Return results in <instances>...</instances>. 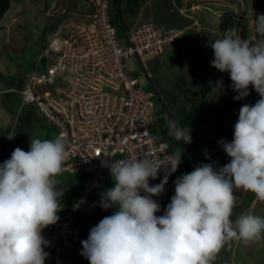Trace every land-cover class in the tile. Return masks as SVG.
Here are the masks:
<instances>
[{"label": "clouds", "instance_id": "1", "mask_svg": "<svg viewBox=\"0 0 264 264\" xmlns=\"http://www.w3.org/2000/svg\"><path fill=\"white\" fill-rule=\"evenodd\" d=\"M117 3L116 11L120 10ZM156 25L179 31V35L184 33ZM254 28L255 40L226 33L223 39L211 44V65L230 74L231 87L238 93L234 99L247 97L249 86L260 97L254 105L240 108L232 141H219L230 162L218 169L202 163L176 180L174 177L175 194L170 196L164 214L157 216L161 206L153 197L164 192L171 173L177 174L182 151L172 154L164 165L163 180L154 186L149 185V179L158 177L161 164L146 155L103 161L111 173L106 177L111 175L115 185L101 194L99 205L105 210H117L93 226L87 239L81 241L80 255L89 264H211L216 254L232 241L264 239V218L244 213L234 221L231 219L235 190L250 191L257 202L264 203V14L254 19ZM149 73L146 76L152 80L150 69ZM150 94L152 99L154 95ZM152 102L156 106L153 99ZM26 106H32L45 118L36 105L25 104L19 115L15 113L7 123V147L14 141V133L9 136L12 124L16 117L20 120ZM190 132V128L169 121V135L177 141L190 144ZM66 157L64 137L57 135L53 139L30 138L27 152L17 147L9 159L0 163V264H45L49 253L44 249L49 242L42 230L59 220L57 213L64 191L57 190L55 177L62 173ZM103 180L89 190L85 203L79 202L80 196L74 205L79 203L76 215ZM86 188L87 185L82 193ZM83 236L81 233L80 240Z\"/></svg>", "mask_w": 264, "mask_h": 264}, {"label": "built area", "instance_id": "2", "mask_svg": "<svg viewBox=\"0 0 264 264\" xmlns=\"http://www.w3.org/2000/svg\"><path fill=\"white\" fill-rule=\"evenodd\" d=\"M112 2L96 0L92 12H61L49 27L44 45L33 63L22 94L18 115L25 104L33 103L65 140L67 157L63 170L86 176L87 193L111 174L103 161L146 155L161 164L156 179L161 183L165 164L172 156L168 143L153 134L158 107L139 79L131 75L127 62L135 59L148 75L153 59L169 50L180 32L162 29L150 21L133 22L123 33L116 27L117 13ZM54 15V14H53ZM34 85H44L43 93ZM17 117L9 136L12 137ZM176 171L168 177L165 190L153 199L164 203L175 188ZM144 194L143 192L141 193ZM79 204V203H78ZM78 204L58 211L59 220L42 231L56 264H66L81 233L76 226ZM47 233V234H46Z\"/></svg>", "mask_w": 264, "mask_h": 264}, {"label": "rangeland", "instance_id": "3", "mask_svg": "<svg viewBox=\"0 0 264 264\" xmlns=\"http://www.w3.org/2000/svg\"><path fill=\"white\" fill-rule=\"evenodd\" d=\"M108 1L112 2L115 6L116 1L118 0ZM169 1L173 2V0ZM53 2L54 0H11L10 9L2 18V22L0 21L1 25L4 27V31L0 32L2 35L0 36V63L3 65L2 75L5 76V79H1V81L4 83L7 82L8 78L9 80H21L24 73L31 72L32 64L37 56V51L42 48L47 36L49 27L48 12L53 9ZM182 4L181 7L183 9L180 6H177V8L184 11L179 12L176 9V15L181 17V15H179V13H181L185 18L187 17V19L190 17L189 21L184 19L186 21L185 24L188 23L189 30H187L184 35H179L178 40L171 44L173 48L167 50V55H169L168 60L174 61L175 66L172 67L171 64H169V61H166L165 58L163 59V55L159 56L156 59V62H162L163 66L158 81L152 66H150V70L153 79L150 80L135 59H130L127 62L129 67L132 68L131 75L139 79V82L145 91L154 95L152 99L159 108L158 111H161L164 121L157 120L152 126L156 131L154 136L157 138L161 134L159 130L160 123L162 122L165 124L168 122V117L165 115L164 107L157 96L158 93L156 89H160L162 97L169 104H171L170 100L173 102L175 101L173 107H178L179 105L184 106L185 96L191 98L200 97V101H202V105L199 101V105H201L200 116L203 121L200 127L201 132H209L204 135V138L215 134L213 132L218 128L215 116L221 109L220 113L225 111L224 108L226 107V101L230 99V97L232 101L238 102V100L234 99L235 95H238V93L234 90V95H232L233 88L231 87L232 81L230 75L216 70V68L211 65V61L214 59V51L211 44L217 39H223L226 33L233 36L240 35L242 39L248 37L255 40L257 35L254 28V19L259 14H264V0H182ZM123 5V2L118 4V9L121 11L116 21V27L122 33L123 27H130L129 22L135 15V12H124L122 9ZM80 8L81 10L85 8V5L81 4V1ZM158 14L161 16L164 13L161 14L159 12ZM179 22H181L180 19ZM187 41H189L188 48L184 47V44ZM21 52L22 57H26L21 59L20 64L23 65L24 68L20 70L19 67H17V59L21 57L16 56ZM148 59L149 61L155 60L153 57H148ZM18 69L20 72L17 73L16 70ZM23 70L26 72H23ZM25 80L28 81L29 76H26ZM220 81L223 82L222 85L219 84ZM47 88L48 87L44 85H34L33 89L34 91H41L40 93H43ZM203 95H205V99ZM11 96L12 99L6 101L8 108L4 111L2 110L4 114L0 117L2 120L0 124L1 130H5L10 115L13 116L17 113L21 104V97L17 93L12 92ZM259 99L260 98H255L253 103L255 104ZM240 108L241 107L238 104H235L233 113L226 116L222 121L223 134L218 137L215 135L216 138L213 139V142H215L214 144L217 146L220 144L219 141H232L234 137V125L238 121ZM27 110L28 107L24 109L23 114L27 113ZM39 114V119L37 121L40 123L35 126L34 131L27 137L29 144L30 138L44 140L53 139L58 135L57 129L46 121L40 112ZM2 146H4V142L0 140V148ZM12 152L13 150L10 147L8 152L5 149V151L0 154V163L9 159ZM194 155L199 158L198 151L197 153H194ZM192 158L193 156L190 154L187 160L190 161ZM223 158H225V161H222L224 163L221 167H223L225 163H229L231 159L226 153ZM220 160L221 159H219V162H217L218 164L215 165L214 168L218 169V167H220ZM195 167H197L196 164L195 166L191 165V170L187 168L186 173L191 172ZM183 174L185 173L180 172L177 174L175 180ZM73 177L74 176L62 171V173L55 177V180L58 184L61 181L66 182L69 179H73ZM114 185L115 181L113 177L109 175L101 182V184L94 188V192L88 197L89 204L86 206L88 207L87 209H89V212H92V210L98 207L102 208L99 205L101 194L107 189L114 187ZM174 194L175 189L171 196ZM234 196L236 198V204L232 210L231 219L233 221L245 212L264 218V208L262 205L260 206L258 202L257 204H253L254 207L252 209H250V207L248 209H246L247 207L245 208L244 199L253 197L254 193L239 189L234 191ZM167 205L168 204H160L161 210L157 212V216H162L164 214ZM244 208L245 211L243 212ZM116 210V207L107 210L103 209V212L107 211V214L104 217L114 214ZM85 211L84 206H81L79 208L80 213L76 216V226L80 231L81 229L87 231L90 226L88 220H85ZM46 240H48L47 236ZM82 240L85 239L82 238L78 242L76 249L72 252L70 263L67 261L66 256L63 255L66 264H77L75 256L82 251ZM261 247L262 248L257 244L251 247L250 256L253 259L264 261V245H261ZM48 249L49 247H45L44 249L49 253L45 260V264H56V251H50ZM242 255L243 253H241V250L237 251L236 260L239 259L242 261Z\"/></svg>", "mask_w": 264, "mask_h": 264}, {"label": "trees", "instance_id": "4", "mask_svg": "<svg viewBox=\"0 0 264 264\" xmlns=\"http://www.w3.org/2000/svg\"><path fill=\"white\" fill-rule=\"evenodd\" d=\"M124 1H126L128 4L127 10L129 12H136L137 11L138 8H137L136 3L134 5V0L132 2H131V0H118L117 5L119 3L124 2ZM174 1L180 7H181V5H183L182 0H174ZM10 6H11V0H0V21L2 20V18L6 14V12L10 9ZM119 15H120V10L117 11V16H119ZM188 42L189 41L185 42L184 47L188 48ZM169 48H173L172 45H170ZM167 54H168L167 51H165L164 54H162L164 56L163 59L165 58L166 61H169L168 60L169 55H167ZM171 62L169 61V64H172L171 65L172 67L175 66L174 61H171ZM151 66L153 68L154 74L156 75V77L159 81V74H160L161 68L163 66V63L162 62L158 63V61L157 62L154 61L151 63ZM224 74H229V73L224 72ZM22 79H23V77H22ZM152 79H153V76H152ZM21 80H15V82H14L12 79L8 82V84H10L12 86H21ZM159 84H160V82H159ZM23 88L24 87H22V89ZM22 89H20V90H22ZM20 90H19V92H20ZM232 93H233L232 95H234V89H233ZM18 95L21 97L20 94H18ZM235 96H237V95H235ZM203 97L205 99V95H203ZM255 98H260V97H259V94L254 90V88H252V86H249V95L247 97H245L244 99H240V100H238V102H235V101H232L231 97H230V99H228L226 101V107L224 108L225 111L220 113V111L222 110L221 109L217 113V115L215 116L217 124H218V128H216V130H214V132H213L215 134H212L210 137L208 136L207 138H204V135H206L209 132L206 133V131H205L204 133H202L201 129H200V127L203 123L202 117L200 116V109H201V105H202V101H200V97L191 98V97L185 96L184 106L179 105L178 107H172V108H171V106L169 107L168 105H166V107L163 106L166 116H168L166 113V110H170L169 111L170 112L169 115L171 114L170 121H175L179 127H187V128L191 129L190 135L192 138V142L190 144H186L183 141H177L173 136L169 135V119H168V122H166L165 124L162 122L160 123L161 125L159 127V130H160L161 134L159 135L158 138L157 137L156 138L159 141H164V142L168 143L169 149L172 153L182 151V153H181L182 164L180 163L179 167L177 168V174H179L180 172L183 173V171H184V173H186L187 168L190 169L191 165L195 166V164L197 166H199L200 164L203 163V164H212L214 166L216 164L218 156L222 153H225L223 151L221 144H218V146H217L216 144H214L215 142H213V139L216 138L215 135H217V137H218V136L223 134L222 133V121L224 120V118L226 116H229L233 113L235 104H238L240 107H242L245 104L253 105ZM199 101L201 102V105H199L200 104ZM26 107H30V106H26ZM26 107H24V109ZM156 115H157V119H155V121H153V124H155V122L157 120L164 121L162 118V115H161V111H158ZM17 121H19V122L15 123V127L17 129L14 132V141H13V143L8 144V147L12 148L13 151L17 147H19V148H21L27 152L29 150L30 144L26 138L23 121H21L19 119H17ZM153 131H154L153 133L156 132L154 129H153ZM216 132H218V133H216ZM210 133H212V132H210ZM3 142H4V146H2L0 148V154H2L5 151V149L8 152V149H7L8 147L5 145L6 140H4ZM197 151L199 154L198 155L199 158H198V161H195L197 156H195L194 153H197ZM205 152H207V156L205 155ZM190 154H192L193 159L188 161L187 158ZM8 156H10V155H8ZM182 168H183V170H182ZM63 171L74 176L73 179H69L66 182L61 181L57 184V190L58 191L59 190L64 191V195L60 198L62 210L63 211H69L76 204V202L79 200L81 193L86 186V176L79 175L76 173H70V172L65 171V170H63ZM254 199H255V195L253 197H249V198L244 199L245 208L247 207L246 209H248L252 205V202ZM168 201H166L164 204H167ZM88 204H89V201L86 204L80 205V207L84 206V208L86 210L85 211V213H86L85 220H88V222L90 224L89 229L87 231L85 229H81L82 236L85 235L87 237L89 235L90 229L93 226L97 225L104 218V216L107 214V211L103 212V209L100 207L92 210V212H89V209H87L88 207H86V206H88ZM245 208L243 209V212L245 211ZM98 211H99V213H98ZM79 213L80 212L78 209L77 214H79ZM157 214L158 213H156V215ZM77 244H76V247H77ZM234 244H235V241H232L230 244L225 245L220 250V252L216 254L215 259L211 262V264H229L230 263L229 259H230L232 247ZM76 247H75V249H76ZM75 258H76L77 264H89L88 259H86L85 257H83L80 254H78L77 257L75 256Z\"/></svg>", "mask_w": 264, "mask_h": 264}, {"label": "crops", "instance_id": "5", "mask_svg": "<svg viewBox=\"0 0 264 264\" xmlns=\"http://www.w3.org/2000/svg\"><path fill=\"white\" fill-rule=\"evenodd\" d=\"M80 1H81V4L85 5V8L83 10H81V8H80ZM132 1L133 0H131V2ZM95 2H96V0H54L53 9L48 12V15H49L48 26H52L55 23L56 18L59 17V15H55L57 13H61L64 11H66V12H72V11H74V12H76V11L92 12V11H94ZM123 3H124V5H123L122 9L124 12L128 13L129 12L127 10L128 4L126 1ZM135 3L137 5L138 9H137V12H135L134 18L129 22L130 26L133 25V22H135V21L139 22V21L145 20V21H152V22L159 24V25L162 24L161 26H165V27H174V28L177 27L176 29L183 30V32H184L183 35L187 32V30H189L188 23L185 24V22H186L185 20L189 21L190 17L187 19V17L185 18L183 16V14H181V13H179V15H181V17L176 15V9L179 12L180 11L183 12L184 10H182L183 8L182 9L177 8L178 5L175 3L174 0H173V2L169 1V0H134V5H135ZM159 12L161 14L162 13H164V14L159 16V14H158ZM129 13H132V12H129ZM179 19L181 20V22H179ZM2 31H4V27L0 23V32H2ZM0 36H2V35L0 34ZM38 52L39 51H37V55H38ZM17 55L18 56H16V57H19V56L21 57V58L17 59V67H19V69L21 70L24 68V66L20 64L21 59L25 58L26 56L22 57V52L20 54H17ZM0 65H1V63H0ZM2 67H3V65H1V67H0V103H1L0 117L4 114L3 111L8 108V104L6 103V101L12 99V96H11L12 92L19 94V90L22 89V87H24V85H25L26 76H28L29 75L28 73H30V72H27V73L23 74L24 78L21 80V86H12V85L8 84V82L10 81L9 78H8L7 82H5V83L3 81H1V79L2 80L5 79V76L2 75ZM19 69L16 70L17 73L20 72ZM24 70H23V72H26ZM15 80L16 79H13L14 82H15ZM157 92H158V90H157ZM159 95L161 96L160 93H159ZM160 101L162 102L163 106L168 105L169 107L171 106V108L173 107V103H175V102L170 100L171 104H169L164 98H162ZM23 113H24V110L21 114L20 120L23 121L25 134H26V138H27L29 136V134H31L34 131L35 126H37V124L40 123L37 121L39 119L40 114L37 110L35 111V109L32 106L28 107L27 113H25V114H23ZM167 115L169 116V117L168 116L167 117L170 121L171 114L170 115L167 114ZM11 118H12V116L10 115V119ZM1 122H2V120L0 119V124H1ZM5 132H6V128H5V130L0 129V140H2V141L5 140V134H6ZM27 140H28V138H27ZM225 153H222L218 156L215 165L218 164L217 162H219V159H221L220 160V167L223 165L224 162H222V161L223 160L225 161V158H223ZM226 161H228V160H226ZM226 164L227 163H225L224 165H226ZM215 165H214V167H215ZM220 167H218V168H220ZM183 173H184V171H183ZM171 197L168 199L169 201L167 200L168 201L167 204H169L171 202ZM253 204H257L256 199L253 200L252 205L250 206V209H252L254 207ZM258 204L260 206L262 205L264 208V203L258 202ZM245 213H247V212H245ZM42 235L46 239V236L43 233V231H42ZM83 238L86 239L87 236L84 235ZM256 244L260 248H262L261 245H264V239H261L260 241H251V242H247V243H245L243 241H239V242L235 241V244L232 247L231 256L229 259V261H230L229 264H264V261L255 260L250 256L251 247H253ZM240 250H241V253H243L242 261H240L239 259L236 260L237 251H240Z\"/></svg>", "mask_w": 264, "mask_h": 264}, {"label": "flooded vegetation", "instance_id": "6", "mask_svg": "<svg viewBox=\"0 0 264 264\" xmlns=\"http://www.w3.org/2000/svg\"><path fill=\"white\" fill-rule=\"evenodd\" d=\"M166 113L169 114V110H166ZM205 145H206V144H205ZM196 160H197V159H196ZM196 160H195V161H196Z\"/></svg>", "mask_w": 264, "mask_h": 264}]
</instances>
